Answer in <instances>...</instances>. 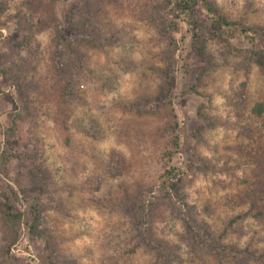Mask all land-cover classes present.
I'll return each mask as SVG.
<instances>
[{"label": "rangeland", "instance_id": "1", "mask_svg": "<svg viewBox=\"0 0 264 264\" xmlns=\"http://www.w3.org/2000/svg\"><path fill=\"white\" fill-rule=\"evenodd\" d=\"M208 1L241 24L227 34L199 0L201 58L161 0H0V264H264V217L246 214L264 151L251 111L264 0ZM169 166L181 197L141 216L136 195Z\"/></svg>", "mask_w": 264, "mask_h": 264}, {"label": "trees", "instance_id": "2", "mask_svg": "<svg viewBox=\"0 0 264 264\" xmlns=\"http://www.w3.org/2000/svg\"><path fill=\"white\" fill-rule=\"evenodd\" d=\"M199 0H161V5L163 6V10H166V13H171L173 23L175 19L181 17L185 19L188 24L192 27V44L196 49L197 53L201 56V58L206 57L205 52V33L210 29L201 19L199 14V7H197ZM203 7L206 9L207 12L214 14L213 24H216V27L222 28L224 27V31L228 34V31L231 33L237 31V25L241 24L240 22H232L225 18L223 14H221L208 0H201ZM1 11V7H0ZM81 23H86L87 19L82 17ZM247 29V28H245ZM245 29L242 31L245 32ZM250 30V29H248ZM253 32H256L252 29ZM254 53H262L261 50H257ZM61 74L64 76V81L69 82L70 75L68 74V70L66 66L60 64ZM161 79L164 84H162L163 88H166L165 91L169 89V83L171 79V66L169 62H166V65L160 71ZM70 85L72 84H63V93L68 94L70 92ZM165 95V94H164ZM251 111L256 116H260L264 111V104L259 102L256 103L252 108ZM174 116V115H173ZM177 122L175 121L174 124L169 126V149L167 150L166 160L169 162L171 158L175 155L178 150L179 145V138L176 133L177 129ZM249 163V161L247 162ZM257 163L260 165V169L262 174L254 181L253 188L247 197L250 198L249 209L247 210L246 214L250 217L256 219H263L264 217V151L259 152V159H257ZM180 170L176 167L169 166L164 168L163 174L160 178V183L158 186L154 188V190H149L147 193H153L149 196H146V191L141 192L139 195H136V199L138 202L133 203L136 205V212L139 213L141 216L146 217V214L156 210L158 206L173 197L180 198L181 196L177 192V182L176 179ZM14 217L17 215H11L10 220L12 221ZM197 226V225H196ZM199 227V226H198ZM197 228V227H196ZM204 229V228H203ZM200 233L201 240L204 246L217 249L219 246L217 244V238L212 235L208 229L201 230ZM225 231V230H224ZM223 235V234H221ZM163 264V263H162ZM166 264V263H164Z\"/></svg>", "mask_w": 264, "mask_h": 264}]
</instances>
